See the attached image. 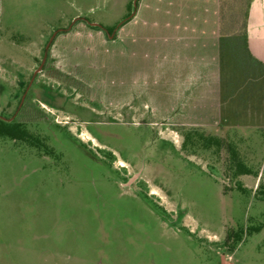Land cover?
I'll list each match as a JSON object with an SVG mask.
<instances>
[{"label":"rangeland","instance_id":"374dc122","mask_svg":"<svg viewBox=\"0 0 264 264\" xmlns=\"http://www.w3.org/2000/svg\"><path fill=\"white\" fill-rule=\"evenodd\" d=\"M160 1L167 33L221 48L217 72L188 81L182 71L176 81L143 70L147 39L164 33L143 21ZM244 6L0 0V115L21 93L40 110L22 122L26 140L0 135V264H264V224L223 242L226 230L264 217ZM115 42L133 48L139 82L113 73L119 55L105 48ZM199 134L231 141L251 171L234 174L226 152Z\"/></svg>","mask_w":264,"mask_h":264},{"label":"trees","instance_id":"16d2710c","mask_svg":"<svg viewBox=\"0 0 264 264\" xmlns=\"http://www.w3.org/2000/svg\"><path fill=\"white\" fill-rule=\"evenodd\" d=\"M163 6V1H160L156 8L154 7L155 10L153 21L146 18H144L143 21V24L147 29L154 27L157 28L158 31H164L162 35H159L151 40L152 44L147 39V52L143 51L144 60L146 63V65L143 66V70L147 69L148 67L152 74H156L158 71L163 72L164 70L167 71V73H171L176 81L178 80L180 73L182 74V71L183 75L188 81L194 77H196L198 80L204 79L205 73L211 66L216 64V56L220 52V48H197V41L195 39L193 40L188 37L179 38L178 36H171L173 33H167L168 30L165 28L167 25L166 22L164 23L166 14L163 13ZM132 17L133 15L124 17L119 25L127 20L130 21ZM154 21L157 22V25L153 24ZM186 21H188V19ZM171 25L172 29H174L176 26L174 23H171ZM112 27L113 25L104 27V29L107 32H110ZM167 28H169V26ZM115 45L119 47L105 48L107 50L116 49L119 55V59L116 58L115 62L113 63V67H115L113 73L119 75L120 82H127L130 84L134 83L135 81L136 83L139 82L141 77H144L145 74H141L140 65L135 67L131 62L134 55L133 48H120L121 44L116 42ZM37 113H40V110H38L36 106L32 104L27 98L23 97L22 103L11 121H4L0 119V135L26 140L27 133L22 127V122L24 120L33 119ZM199 138L204 146L212 145L215 149L222 148L226 152L229 166L231 167L234 174L249 173L251 171V169L239 159L237 151L231 141L221 136L209 134H199ZM263 224L264 217L260 221L252 224H246L243 228H239L236 231L226 230L223 236V242H226L228 239L234 242L240 238L242 233L246 234L256 231Z\"/></svg>","mask_w":264,"mask_h":264},{"label":"crops","instance_id":"0c3cea01","mask_svg":"<svg viewBox=\"0 0 264 264\" xmlns=\"http://www.w3.org/2000/svg\"><path fill=\"white\" fill-rule=\"evenodd\" d=\"M241 42L243 54L250 61V64L255 65L258 70L256 72L257 126L264 131V0H245ZM206 46L208 45L205 39L197 41V48H209ZM220 53L221 48L216 56V64L209 68L214 72L218 71ZM251 73L249 71V74ZM193 79L198 80L196 77Z\"/></svg>","mask_w":264,"mask_h":264},{"label":"flooded vegetation","instance_id":"af4514ba","mask_svg":"<svg viewBox=\"0 0 264 264\" xmlns=\"http://www.w3.org/2000/svg\"><path fill=\"white\" fill-rule=\"evenodd\" d=\"M43 58V56L41 57V59ZM41 61V60H40ZM19 102L17 103V107H15V109L13 110V113L9 116L3 117L0 115V119L4 120V121H11L14 117V114L16 113L17 109L20 107L22 99L24 97V94L21 93V95L19 96Z\"/></svg>","mask_w":264,"mask_h":264},{"label":"water","instance_id":"95a60500","mask_svg":"<svg viewBox=\"0 0 264 264\" xmlns=\"http://www.w3.org/2000/svg\"><path fill=\"white\" fill-rule=\"evenodd\" d=\"M89 24H95V25H98L97 23L95 22H88ZM42 60V59H41Z\"/></svg>","mask_w":264,"mask_h":264}]
</instances>
